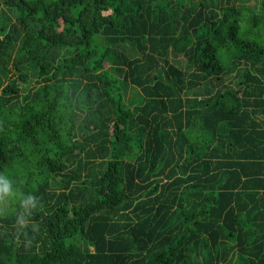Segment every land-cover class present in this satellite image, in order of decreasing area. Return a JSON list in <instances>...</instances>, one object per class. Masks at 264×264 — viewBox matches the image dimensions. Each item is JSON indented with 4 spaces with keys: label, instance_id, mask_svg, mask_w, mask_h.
<instances>
[{
    "label": "trees",
    "instance_id": "16d2710c",
    "mask_svg": "<svg viewBox=\"0 0 264 264\" xmlns=\"http://www.w3.org/2000/svg\"><path fill=\"white\" fill-rule=\"evenodd\" d=\"M240 1L0 0V264H264Z\"/></svg>",
    "mask_w": 264,
    "mask_h": 264
},
{
    "label": "rangeland",
    "instance_id": "374dc122",
    "mask_svg": "<svg viewBox=\"0 0 264 264\" xmlns=\"http://www.w3.org/2000/svg\"><path fill=\"white\" fill-rule=\"evenodd\" d=\"M240 0H237V3H240ZM243 3L245 4V2L243 1ZM249 4L252 6L254 5L253 0L249 1ZM140 99L138 91L135 88L132 87H128L126 89V100L130 103H133V101H138Z\"/></svg>",
    "mask_w": 264,
    "mask_h": 264
},
{
    "label": "clouds",
    "instance_id": "9594fccd",
    "mask_svg": "<svg viewBox=\"0 0 264 264\" xmlns=\"http://www.w3.org/2000/svg\"><path fill=\"white\" fill-rule=\"evenodd\" d=\"M5 190V187L4 186H0V191H3Z\"/></svg>",
    "mask_w": 264,
    "mask_h": 264
}]
</instances>
